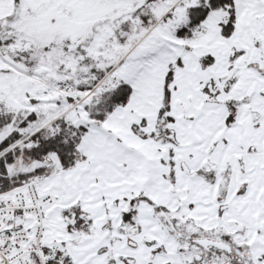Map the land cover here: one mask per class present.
I'll return each instance as SVG.
<instances>
[{
  "label": "snow or ice",
  "instance_id": "obj_1",
  "mask_svg": "<svg viewBox=\"0 0 264 264\" xmlns=\"http://www.w3.org/2000/svg\"><path fill=\"white\" fill-rule=\"evenodd\" d=\"M0 264H264V0H0Z\"/></svg>",
  "mask_w": 264,
  "mask_h": 264
}]
</instances>
